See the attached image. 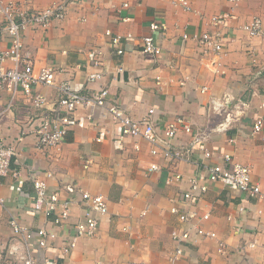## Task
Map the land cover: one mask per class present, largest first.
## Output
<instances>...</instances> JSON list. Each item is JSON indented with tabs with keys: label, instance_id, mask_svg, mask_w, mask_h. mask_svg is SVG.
Masks as SVG:
<instances>
[{
	"label": "crops",
	"instance_id": "crops-1",
	"mask_svg": "<svg viewBox=\"0 0 264 264\" xmlns=\"http://www.w3.org/2000/svg\"><path fill=\"white\" fill-rule=\"evenodd\" d=\"M27 1L43 10L63 0ZM178 1L83 0L69 7L64 20L25 31L24 47L35 73L53 69L56 86L38 87L49 101L47 109L36 108L22 92L13 98L0 91V140L15 148L11 169L20 173L3 177L0 186V264H24L10 254L13 217L33 229L54 228L53 216L34 213L31 166L39 169L50 190L74 184L103 196L108 204L97 237L81 238L68 256L51 252L58 264H264V128L253 133L254 122L264 121V35L250 37L241 29L254 17L264 18V0H188V11ZM214 16L227 17L221 28V54L204 53L196 40L202 33L215 32L210 23ZM152 23H165L167 29L153 33ZM107 30L122 36V57L116 55ZM149 35L163 49L159 58L142 53L143 38ZM94 48L102 53L99 66L93 63ZM121 63L123 72L118 73ZM97 73L103 77L90 81L89 76ZM64 82L80 95L108 89L109 97L134 119L154 108L161 128L184 117L193 132L180 133L174 142L193 145V152L185 154L189 159L178 167L185 177L167 184L175 173L170 162L152 155L148 141L122 137L121 125L98 106H80L63 143L40 149L29 120L51 113ZM198 132L203 139L195 143ZM202 150H209L211 157L205 159ZM225 155L232 158L228 167L251 168L262 197L251 199L221 183H210L205 194L197 193L189 205L183 203L188 179L201 171L202 161L222 164ZM152 164L161 169L149 174ZM173 207L180 213L196 211V217L183 223L171 212ZM84 210L79 202L72 206L66 221L70 235ZM207 213L210 218L203 221ZM197 222L216 232L217 238L197 237L187 243L173 239L174 231L181 233ZM220 243L226 245L225 254L219 252Z\"/></svg>",
	"mask_w": 264,
	"mask_h": 264
},
{
	"label": "built area",
	"instance_id": "built-area-1",
	"mask_svg": "<svg viewBox=\"0 0 264 264\" xmlns=\"http://www.w3.org/2000/svg\"><path fill=\"white\" fill-rule=\"evenodd\" d=\"M230 1L239 2V0ZM82 2L83 0H63L43 10H37L27 0H0V91H8L13 98L22 92L36 108H49L47 97L38 91V87H55L56 72L51 68H45L38 74L35 73L34 61L25 51L23 37L25 31L33 26L46 29L53 21L64 20L69 7ZM178 2L186 11L191 9L188 0H179ZM124 6L128 7V4ZM122 20L126 21L127 19L123 18ZM226 22V16H214L210 23L215 32L202 33L196 37L198 46L204 53H222L224 43L221 28ZM166 29L165 23L151 24L153 33ZM241 29L250 37H262L264 35V18L254 17L244 23ZM105 35L111 38L116 55L122 57L125 54L124 49L120 47L122 36L114 34L111 30H107ZM184 38L186 39L187 36ZM6 42L7 44L4 45ZM142 53L159 58L163 54V49L155 37L149 35L143 38ZM91 55L94 57L95 66L102 64L99 58L102 55L101 50L94 48ZM117 72H123L122 63ZM102 77L101 73L91 74L89 80L95 81ZM58 90L60 97L54 101L51 113H40L32 116L29 120L36 136L37 146L40 149L57 148L63 143L80 106H98L107 109L113 120L121 125L122 137L142 138L148 141L152 145V155H162L170 162L175 173L166 180L167 184L179 182L185 177L178 167L185 159H189L185 154L193 152V145L179 146L174 142L180 133L189 135L193 132L191 124L187 123L184 117H177L161 128L157 123L156 109L151 108L142 119H134L117 101L109 97L108 89H100L90 96L80 95L72 90L68 82H64L58 86ZM263 128V119H257L253 125V133L258 134L262 132ZM202 139L201 133L195 134V143ZM202 152L205 159L211 157L209 150H202ZM15 155V148L4 145L0 140V186L3 177L10 174L14 177L20 175L19 172L11 169ZM231 160L230 155H225L224 163L210 166L203 160L201 171L188 179L189 188L182 194L183 203L189 205L197 193L205 194L209 190L210 183H221L227 188L246 194L251 199H260L262 190L260 185L252 180L251 168L242 164L228 167ZM160 169L159 165L152 164L148 168V173L152 174ZM29 175L34 187V213L44 215L46 218L53 216L50 223L54 228L33 229L13 217L10 220V227L14 241L10 247V254L23 261L24 264H58L57 258L52 257L51 252L58 250L59 255L68 256L76 250L81 238L93 239L97 237L101 228V219L109 212L108 204L103 196L91 195L74 184H67L63 189L50 190L47 181L43 179L36 166L30 167ZM47 176L51 177V174L49 173ZM64 193H67L66 197H63ZM77 202L85 207V212L83 219L72 227L74 233L70 235L66 221L71 215L72 206ZM171 212L179 214V219L183 223L188 222L189 218L196 217V211L188 214L180 213L177 207H173ZM259 213H262V210H259ZM209 218L210 214L207 213L203 215L202 220L208 221ZM199 223L192 224L181 233L174 231L173 239L177 243H187L197 237L217 238L216 232L207 231ZM58 229L62 230L61 234ZM219 246V252L225 254L226 245L220 243ZM253 246V244L250 245V247ZM181 252L182 250L178 248V253Z\"/></svg>",
	"mask_w": 264,
	"mask_h": 264
}]
</instances>
